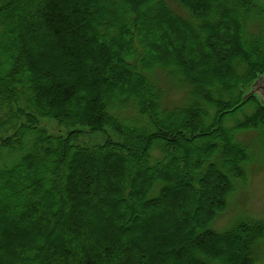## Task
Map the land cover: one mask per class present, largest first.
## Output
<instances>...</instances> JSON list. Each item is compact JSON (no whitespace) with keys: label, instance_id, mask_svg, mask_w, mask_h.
Instances as JSON below:
<instances>
[{"label":"trees","instance_id":"trees-1","mask_svg":"<svg viewBox=\"0 0 264 264\" xmlns=\"http://www.w3.org/2000/svg\"><path fill=\"white\" fill-rule=\"evenodd\" d=\"M153 29L184 44L159 53ZM263 74L260 0H0V256L257 264L264 219L212 224L248 176L251 134L264 149L249 91ZM41 116L72 129L50 134ZM78 126L120 139L82 145Z\"/></svg>","mask_w":264,"mask_h":264},{"label":"rangeland","instance_id":"rangeland-1","mask_svg":"<svg viewBox=\"0 0 264 264\" xmlns=\"http://www.w3.org/2000/svg\"><path fill=\"white\" fill-rule=\"evenodd\" d=\"M260 5L261 7L264 8V0H260ZM32 13H35L32 11ZM185 14H188L185 11ZM155 22L153 26H155ZM152 34L154 35L155 38L154 40L158 42L160 52H165L167 50H171V48H175L177 46H180V44H184L182 41H176L174 37H172V34L167 33V35H171L172 37V42L168 44V42L164 41L161 38L160 34L155 31V29L152 30ZM166 34V33H165ZM190 49V48H189ZM40 57L44 56V52L39 51L37 52ZM14 56L16 58V61L19 63L20 66L23 67V61H22V56L14 53ZM158 55V53H157ZM25 68V67H24ZM165 75H162V81L165 79ZM263 78H260L259 81L253 82L252 87H250V92L251 91H258V85L259 82ZM50 80V79H49ZM259 92V91H258ZM172 97L177 98L176 101H178V98L182 95V92L179 91L178 89H174L171 93ZM260 97V101L264 104V98L258 94ZM262 97V98H261ZM39 125L46 129L49 133L51 134H56V135H65L67 136L69 131L72 129L69 126H66L62 123H60L57 119L52 118V117H47V116H42L40 117ZM78 128L82 129V133H80L77 142L82 145L86 146H94V145H102L104 144L108 138H112L114 140H119L120 136L117 134L113 129L108 127L105 131H90L86 126H78ZM241 138L246 139L247 136L245 133H241ZM250 141L252 144V147L255 150V155L254 159L251 163L248 164V176L246 180L244 181H238L236 183V189L234 192L229 196L228 198V203L226 209L219 214V216L215 219V221L212 224V228L218 230V231H224L227 228H229L231 225L235 223H240L243 221L247 220H252V219H264V149H262L260 142L255 143L254 140L257 138L254 134L250 135ZM96 167H98L101 172L105 173L106 170L104 168V164L102 162H97ZM14 186V185H13ZM94 186H90V193L91 195H96L94 191ZM109 196V195H108ZM111 197V196H110ZM113 198V196L111 197ZM114 199V198H113ZM21 201V199H19ZM19 204V203H18ZM11 207L16 206L13 204H8ZM166 208L164 203L159 202L157 204V209L160 210L162 208ZM15 211L17 210L14 208ZM181 209V210H180ZM193 208L188 207L184 202H178V208L177 209H172L173 212L175 213L177 219L179 221H184L185 220V212L186 211H193ZM167 210L171 211L170 208L167 207ZM181 211V212H180ZM146 216H141L139 217V221L136 222V225L142 226L143 222H147L148 217H151L150 213L148 210H146ZM109 216V215H108ZM196 219H199L200 215L197 213L195 214ZM112 221L114 222L115 225L120 226V223H118L114 217L110 216ZM168 219H164L163 221L159 222L160 227H158L159 230H169L171 232V227L166 225ZM189 224V225H188ZM188 227H190V223H188ZM2 229L0 228V231ZM131 230V229H129ZM128 231V230H126ZM164 230H163V236H164ZM263 244V243H262ZM237 252L241 251L240 246H236ZM7 255V254H6ZM260 255V260H258L257 264H264V244L262 245V249L259 253ZM9 256V255H8ZM1 257L0 256V264H7L9 257ZM23 256V258H22ZM138 259V256H135ZM28 258L26 255H21L20 260L13 259L12 264H39L38 262L27 260ZM49 264H57L55 263L54 259L49 260ZM178 264H181L178 262Z\"/></svg>","mask_w":264,"mask_h":264},{"label":"water","instance_id":"water-1","mask_svg":"<svg viewBox=\"0 0 264 264\" xmlns=\"http://www.w3.org/2000/svg\"><path fill=\"white\" fill-rule=\"evenodd\" d=\"M258 91L259 94L264 98V78L259 82Z\"/></svg>","mask_w":264,"mask_h":264}]
</instances>
